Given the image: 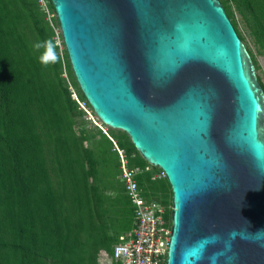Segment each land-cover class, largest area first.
Masks as SVG:
<instances>
[{
  "label": "water",
  "instance_id": "1",
  "mask_svg": "<svg viewBox=\"0 0 264 264\" xmlns=\"http://www.w3.org/2000/svg\"><path fill=\"white\" fill-rule=\"evenodd\" d=\"M71 72L171 191L165 264H264V90L220 0H49Z\"/></svg>",
  "mask_w": 264,
  "mask_h": 264
},
{
  "label": "trees",
  "instance_id": "2",
  "mask_svg": "<svg viewBox=\"0 0 264 264\" xmlns=\"http://www.w3.org/2000/svg\"><path fill=\"white\" fill-rule=\"evenodd\" d=\"M46 1L53 10L50 1ZM240 2L252 12H255L254 8L258 5V0ZM14 3L15 1L11 0H0V176L1 180L12 181L14 184V188L8 191L5 197L2 205L4 213L0 215V264H96V252L87 257L76 258L74 233L77 228L74 220L79 218L82 210H90V196L93 192H90L87 185L84 161L96 160L101 174L114 178L120 174L119 158L113 149L112 141L98 127H93L99 134L94 148L85 150L86 156L83 159L78 157L74 147L78 140L72 133L70 119H67V123L62 120L66 118L64 108L70 109L72 104L77 109L78 104L71 99L72 92L67 88L64 92L67 97L63 96L58 80L52 76L48 67L38 62L37 54L31 52L32 44L22 40V36L16 32L24 4L13 9ZM37 3V0H31L32 14L40 16L38 19L42 23L44 13L40 11L41 5ZM221 3L242 41L231 10L225 1L222 0ZM42 25L44 27H40L39 31L44 36L48 24ZM257 25L264 38L262 21L257 19ZM65 59L69 65L67 55ZM253 62L255 64L254 60ZM262 88L264 90L263 86ZM80 98L85 99L83 95ZM79 111L82 112L81 109ZM92 139L93 136H87L84 130L80 132V140ZM50 142H53L52 152L55 154L52 162L56 167V193L49 189L47 172L43 169L46 163L43 158L47 154L44 145ZM116 145L124 150L129 165L134 164L141 169L145 167V161L138 155L127 136L119 138ZM112 155L115 160H112ZM51 167L54 169V166ZM8 168L14 173L28 171L30 182L33 179L31 174L38 172L40 179L47 178V183L43 184L42 189L43 186L39 187L33 182L32 189L28 186L26 190L23 188V177L18 180L17 175L8 174ZM141 180H144L142 172L137 176L138 185ZM165 182L168 185L167 181ZM121 184L119 183V189L123 191ZM67 192L72 207L62 205V199L67 200ZM142 193L148 199L152 197L147 192ZM96 197L100 200L98 195ZM117 198L118 195L112 200L108 199L110 206H118L121 201ZM155 201L167 205L157 196ZM123 207L126 208L127 219L121 222V230L117 231L114 241L106 250L108 252L117 242L119 234L132 228L133 209L127 196ZM90 213L91 217L88 215L86 221L79 219L81 224L78 229L88 226L91 232L97 229L93 222L94 213L92 210ZM51 216L53 222L49 220ZM49 222L54 226H50ZM112 223L115 225V222ZM37 230L40 232L36 235Z\"/></svg>",
  "mask_w": 264,
  "mask_h": 264
},
{
  "label": "rangeland",
  "instance_id": "3",
  "mask_svg": "<svg viewBox=\"0 0 264 264\" xmlns=\"http://www.w3.org/2000/svg\"><path fill=\"white\" fill-rule=\"evenodd\" d=\"M10 1V0H8ZM15 1L13 5V9L15 7L19 8L20 4L23 5L21 21L19 22V26L17 27L16 32L20 34L22 40H25L30 45H35L39 41L52 39L56 44V52L59 56V61L56 64H50L47 66L50 69V73L58 80V85L60 87L61 92L64 97H67L65 89L67 88L71 94V99H74L73 96H76L79 102L85 104L86 99L80 98L81 92L75 83V79L73 78V74L71 73V68L66 62V51L64 45L62 43L60 29L57 23V19L53 10H51L48 6L46 0H37V4L41 5L40 11L44 13L43 22L40 23V16H35L32 14L33 10L31 7V0H11ZM222 1V0H220ZM227 3L229 9L233 14V18L236 22V28L239 35L242 38V42L244 43L246 49L250 53L251 57L255 61L256 68V77L258 82L264 87V38L261 32V29L257 25V19L261 20L264 25V3L263 0H258V5L254 8L255 12H252L250 9L241 4L240 0H223ZM262 1V2H261ZM47 23L48 27L46 28V34L44 36L41 35L39 31L40 27H44L42 24ZM20 38V40H21ZM32 53L37 54L39 56V52L31 50ZM72 74V75H71ZM81 94V95H80ZM73 97V98H72ZM69 98V97H68ZM70 100V99H69ZM1 105V103H0ZM64 112L66 114V118H62L64 123H67V119H70L71 130L73 135L76 137L78 142L76 143L75 150L80 159H83L86 154L85 150H92L94 148L95 141H98V132L94 130L93 127H99V129L105 132V135L111 137L112 146L114 148V143L116 145V141L125 137L126 134L121 130L111 129L106 127L104 124L99 121V119L95 116V114L91 111V109L86 107V111H79V106L77 105V109L70 104L69 108H64ZM89 113L90 115H88ZM68 115V118H67ZM98 126H97V125ZM84 130L87 136H93V139L88 140H80V132ZM80 140V141H79ZM46 141V140H45ZM69 145V144H68ZM53 142L47 143L44 145V149L47 154L43 158V161L46 162L43 166L44 171L47 172L49 189L52 190V193H56V184L55 179V165L52 162V158L54 157L53 152ZM124 151V150H123ZM117 153V152H116ZM125 158L126 154L124 153ZM139 155V154H138ZM118 156V154H117ZM140 156V155H139ZM132 157H135V153L132 154ZM112 160H115V157L112 155ZM119 158V156H118ZM127 159V158H126ZM120 161V159H119ZM145 167L141 169L137 165H129L127 164L128 171H142V176L144 180H141L139 186L141 187V191L149 193L152 197L151 200H155L157 196L161 201L163 200L168 209L171 207V191L169 186L166 184V180L164 179L162 172L156 168L149 165L145 162ZM56 164V163H55ZM54 166V169L51 167ZM85 170L87 171V185L90 187L91 193V207L90 210L93 211L94 216L93 222L96 225L97 229L93 232L89 231V226L87 228L82 227L78 229L80 226L79 219L82 218L83 221H86L89 217H91L90 210H82L79 213V218L74 220L75 227L77 228V232L75 235L76 242V258L87 257L89 254L95 253L96 256V264H100L102 261V251H106L111 243L114 241L117 231L121 230V222L127 219L126 216V208L123 207L125 205L126 193L125 190L121 191L119 189V183L121 181L119 179L120 174H117L114 178L113 176L109 178L107 174H101L100 168L98 167L96 160H85L84 161ZM120 166V165H119ZM120 169V168H119ZM7 172L10 175H17L18 180L23 177L25 183L23 185L24 189H28V186H31L33 182H36L39 187H42L43 184L46 185L47 178H39L38 172L32 173V182L29 180L28 171L23 170L24 172L14 173L9 171ZM40 171V170H39ZM121 171V170H120ZM97 172V173H96ZM94 177V178H93ZM123 184V183H122ZM121 184V185H122ZM117 187V189H115ZM124 187V184L122 185ZM14 188V184L12 181L1 180L0 176V215H3L4 211L2 205L4 203L5 197L8 191ZM44 186L42 187V189ZM32 189V186L30 187ZM49 190V191H50ZM71 190H68V192ZM67 192V200L62 199L63 207L68 205V207H72L69 203V193ZM95 194L94 196H92ZM98 195L100 200L96 197ZM118 195L117 200L121 201L116 205L110 206V201L114 199ZM109 199V200H108ZM157 200V199H156ZM124 201V202H123ZM169 212V211H168ZM99 214V216H98ZM64 216V213L62 217ZM53 216L49 219L50 221H54ZM78 217V215H77ZM62 220V219H61ZM52 222H49L50 226H54ZM115 222V225L114 223ZM47 223V222H46ZM88 225V223H85ZM62 226V225H61ZM116 229H114V228ZM40 230V229H39ZM39 230L35 233L39 234ZM73 239V238H72ZM42 242H40V245ZM49 260V259H48ZM44 262L48 263L46 260ZM43 263V260H42ZM86 264V263H84Z\"/></svg>",
  "mask_w": 264,
  "mask_h": 264
},
{
  "label": "built area",
  "instance_id": "4",
  "mask_svg": "<svg viewBox=\"0 0 264 264\" xmlns=\"http://www.w3.org/2000/svg\"><path fill=\"white\" fill-rule=\"evenodd\" d=\"M74 100L79 109H91L87 101L82 104L77 98ZM114 148L120 159L119 179L124 184L125 193L133 209V225L129 231L119 234L117 242L109 252L102 251L100 264H165L171 227L168 211L171 207L168 209L162 202L143 195L137 181V176L142 171H128L124 151L115 143Z\"/></svg>",
  "mask_w": 264,
  "mask_h": 264
},
{
  "label": "clouds",
  "instance_id": "5",
  "mask_svg": "<svg viewBox=\"0 0 264 264\" xmlns=\"http://www.w3.org/2000/svg\"><path fill=\"white\" fill-rule=\"evenodd\" d=\"M56 48L57 44L52 39L39 41L33 45L34 51L39 52L38 62L44 67H47L50 64H55L59 61ZM108 138L111 140L109 136Z\"/></svg>",
  "mask_w": 264,
  "mask_h": 264
},
{
  "label": "bare ground",
  "instance_id": "6",
  "mask_svg": "<svg viewBox=\"0 0 264 264\" xmlns=\"http://www.w3.org/2000/svg\"><path fill=\"white\" fill-rule=\"evenodd\" d=\"M74 98H77L76 96ZM79 101V100H78Z\"/></svg>",
  "mask_w": 264,
  "mask_h": 264
}]
</instances>
